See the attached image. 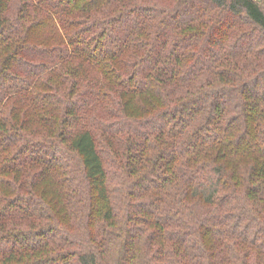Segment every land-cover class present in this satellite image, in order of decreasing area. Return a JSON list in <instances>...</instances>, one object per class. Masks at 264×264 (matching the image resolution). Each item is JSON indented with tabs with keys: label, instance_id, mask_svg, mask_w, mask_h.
I'll return each mask as SVG.
<instances>
[{
	"label": "trees",
	"instance_id": "1",
	"mask_svg": "<svg viewBox=\"0 0 264 264\" xmlns=\"http://www.w3.org/2000/svg\"><path fill=\"white\" fill-rule=\"evenodd\" d=\"M0 264H264V0H0Z\"/></svg>",
	"mask_w": 264,
	"mask_h": 264
},
{
	"label": "rangeland",
	"instance_id": "2",
	"mask_svg": "<svg viewBox=\"0 0 264 264\" xmlns=\"http://www.w3.org/2000/svg\"><path fill=\"white\" fill-rule=\"evenodd\" d=\"M256 1H258V2H259V1H261V0H256Z\"/></svg>",
	"mask_w": 264,
	"mask_h": 264
}]
</instances>
